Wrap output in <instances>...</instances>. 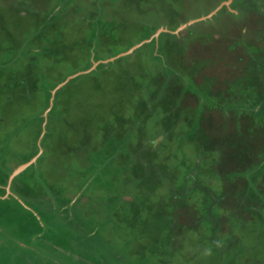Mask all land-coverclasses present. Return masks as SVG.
<instances>
[{
  "label": "rangeland",
  "instance_id": "obj_1",
  "mask_svg": "<svg viewBox=\"0 0 264 264\" xmlns=\"http://www.w3.org/2000/svg\"><path fill=\"white\" fill-rule=\"evenodd\" d=\"M263 67L264 0H0V264H264Z\"/></svg>",
  "mask_w": 264,
  "mask_h": 264
},
{
  "label": "trees",
  "instance_id": "obj_2",
  "mask_svg": "<svg viewBox=\"0 0 264 264\" xmlns=\"http://www.w3.org/2000/svg\"><path fill=\"white\" fill-rule=\"evenodd\" d=\"M262 70H264V67H263V69ZM259 73L258 74H254V75H252L253 76V78H252V80L255 82V81H258L257 79H259V81L260 82H263L264 83V81L262 80L261 81V79L259 78ZM255 79V80H254ZM184 80V79H183ZM170 80H168V82H169ZM173 81V80H172ZM185 82V81H184ZM184 82H182L181 84L183 85L184 84ZM262 83V84H263ZM261 84V83H260ZM248 85H250V87H251V83H248ZM264 85V84H263ZM249 87V88H250ZM247 93H249V95L251 96V94L253 95V97L251 98V102L250 103H248V104H246L247 103V101L248 100H246V101H244L245 102V104L246 105H243V102L240 104V107L239 108H241L242 109V107L243 108H245L246 109V106H248V107H250L251 109V113L253 114V115H255V117L257 118V119H259V120H261L262 122H264V119L263 118H261V115H263L264 114V109H263V107L262 108H260V110H259V112H257L254 108H256L259 104H260V106H262V105H264V87H263V90L259 93V94H255V93H257V92H255V91H252V89H251V91L249 92H247ZM49 96H51V95H49ZM248 98V97H247ZM250 99V98H249ZM262 102H263V104H262ZM219 105H221L219 102H217V100L214 102L213 101V103L212 104H210V106H209V108L211 109V108H214V107H219ZM235 106H237V105H235ZM238 108V107H237ZM230 109V108H229ZM235 109V108H234ZM246 110H248V109H246ZM246 110H244V111H246ZM165 131H166V133L167 134H169L171 131H170V129H168V128H166L165 129ZM165 131H164V133H165ZM250 132L248 131V134H249ZM166 134V135H167ZM208 137V138H207ZM158 138V137H157ZM156 139V138H155ZM209 139V136H205L204 137V140H208ZM205 149H207V148H205ZM247 153H250V151L249 150H244L243 151V155H247ZM262 163H263V161H261L259 164H258V167L259 168H256V170L255 171H253L254 172V175H259V174H262V173H264V167H261V165H262ZM243 168H244V166H243ZM245 170H250V168H245ZM3 178V177H2ZM1 178V179H2ZM7 178H8V174H5V176H4V179L2 180V182L4 183V181L5 180H7ZM264 189V188H263ZM262 189V190H263ZM0 191H3V190H0Z\"/></svg>",
  "mask_w": 264,
  "mask_h": 264
},
{
  "label": "water",
  "instance_id": "obj_3",
  "mask_svg": "<svg viewBox=\"0 0 264 264\" xmlns=\"http://www.w3.org/2000/svg\"><path fill=\"white\" fill-rule=\"evenodd\" d=\"M222 8V7H221ZM220 7H219V9H221ZM219 9H217V11L219 10ZM216 11V12H217ZM215 12V13H216ZM215 13H213V14H215ZM71 78V77H70ZM65 84V82L63 83V84H61L60 86H59V88L62 86V85H64ZM54 95H55V93H54ZM54 97V96H53ZM53 97H52V101H53ZM36 159H37V157H35L32 161H30V162H28V163H26L25 165H21L14 173H13V175H12V177L10 178V180H12L13 179V177L14 176H16V175H18L19 173H22L25 169H27L28 168V166H30L34 161H36Z\"/></svg>",
  "mask_w": 264,
  "mask_h": 264
},
{
  "label": "bare ground",
  "instance_id": "obj_4",
  "mask_svg": "<svg viewBox=\"0 0 264 264\" xmlns=\"http://www.w3.org/2000/svg\"><path fill=\"white\" fill-rule=\"evenodd\" d=\"M161 178V177H160Z\"/></svg>",
  "mask_w": 264,
  "mask_h": 264
}]
</instances>
